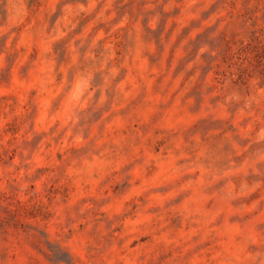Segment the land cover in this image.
<instances>
[{"label": "rangeland", "instance_id": "rangeland-1", "mask_svg": "<svg viewBox=\"0 0 264 264\" xmlns=\"http://www.w3.org/2000/svg\"><path fill=\"white\" fill-rule=\"evenodd\" d=\"M0 264H264V0H0Z\"/></svg>", "mask_w": 264, "mask_h": 264}]
</instances>
